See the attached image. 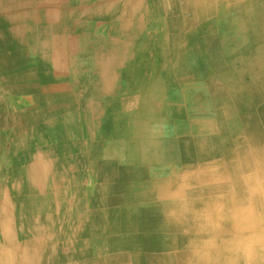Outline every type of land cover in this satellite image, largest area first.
<instances>
[{
	"label": "bare ground",
	"instance_id": "1",
	"mask_svg": "<svg viewBox=\"0 0 264 264\" xmlns=\"http://www.w3.org/2000/svg\"><path fill=\"white\" fill-rule=\"evenodd\" d=\"M73 5L81 12L68 10ZM153 5L147 0H0V85L11 94L9 104L0 97V264H182L183 239L162 203V188L169 182L149 180L146 190L133 199L125 196L122 203L121 189L103 172L111 167L97 160L101 140L94 136L108 127L100 119L101 100L115 93L105 89L124 85L117 62L124 56L128 29L141 26L150 13L146 10H162L170 22L175 15L170 5L189 7L190 19L196 14L201 19L207 3L155 0ZM102 24L110 42L98 43L99 49L91 40ZM65 78L82 92L81 131L70 121L76 105L67 102L77 96L64 91Z\"/></svg>",
	"mask_w": 264,
	"mask_h": 264
},
{
	"label": "crops",
	"instance_id": "2",
	"mask_svg": "<svg viewBox=\"0 0 264 264\" xmlns=\"http://www.w3.org/2000/svg\"><path fill=\"white\" fill-rule=\"evenodd\" d=\"M203 1L207 3V9H202L201 19L196 14L194 20H191L193 12L189 11V7L181 9L170 5L175 13L171 17V28L185 33L182 31L180 44L179 40L175 41L177 44L169 57L159 56L156 52L130 53L131 49L134 50L131 46L135 43L145 45V39L128 36L125 42V74L122 72L125 86L115 85L105 89L115 93L110 98L116 101L117 106L111 107L112 119H117L121 113L122 129L113 130V133L120 134L121 143L104 146L111 153L106 152L107 156L112 157L105 161L111 168L103 172L112 177L116 189H121L117 194L123 199L122 203L125 196L133 199L138 192L146 190L149 180L169 182V173L178 166L209 156L228 157L241 149L264 152V0H251V3L250 0ZM73 6L68 10L81 12L79 6ZM183 21H186L187 27L181 24ZM179 25H185V29ZM199 28L205 29L200 35ZM133 30L128 29V35ZM95 37L97 35L91 40L93 44L97 43ZM191 56L193 59H190ZM63 81L64 91H67L71 79ZM96 81L97 78L90 79L91 83L97 84ZM130 145L134 147L132 156ZM101 146L103 144L100 143L99 148ZM161 155L173 158V163H160ZM125 172L128 174L127 182ZM143 185L146 187L142 188Z\"/></svg>",
	"mask_w": 264,
	"mask_h": 264
},
{
	"label": "clouds",
	"instance_id": "3",
	"mask_svg": "<svg viewBox=\"0 0 264 264\" xmlns=\"http://www.w3.org/2000/svg\"><path fill=\"white\" fill-rule=\"evenodd\" d=\"M169 176L162 203L182 264H264V152L201 158Z\"/></svg>",
	"mask_w": 264,
	"mask_h": 264
},
{
	"label": "rangeland",
	"instance_id": "4",
	"mask_svg": "<svg viewBox=\"0 0 264 264\" xmlns=\"http://www.w3.org/2000/svg\"><path fill=\"white\" fill-rule=\"evenodd\" d=\"M147 2L151 5V7H154L153 4H154L155 0H147ZM167 8L170 9V6ZM162 12H160L158 9H156V12L150 11L149 15L145 16L146 18L140 17V19L142 18L141 26L140 27L138 26L137 29L133 30L135 32L134 35H132V33H131V35H129V36H134L133 38L145 39V45H143V44L141 45L139 43L138 46L135 44L136 47H135V45L131 46V48L133 47L135 49H134V51H133V49H131L130 53L141 52V53L148 54V53L156 52L157 54H162L161 55L162 57H164V56L169 57L168 54H170V52L175 48L177 42H178V44H180V42H181L180 40L183 38L182 37V31L183 30H179V32H178V31H176L175 27H174V29H172L171 28V21L170 22L167 21L166 15L163 14ZM181 24H186V21L181 22ZM179 26H183V28L185 27V25H179ZM186 27H187V25H186ZM107 28L108 27L107 26L105 27L104 24H102L101 26H99L97 28L96 33L94 34V35H97V37H95L97 40V44L110 42V41H108V40H110V34L108 33ZM202 30H204V29L199 28L198 33L201 34L203 32ZM146 32H147V34H146ZM176 38H179V39H176ZM96 40H95V42H96ZM176 40H179V41H177L175 43ZM101 44H98L99 49L102 48ZM149 44H151V45H149ZM93 45H95V44L92 43V46ZM178 47H180V45H178ZM123 54H124V56H123L124 59L122 58L117 63H118V65L122 66L123 72L125 74V52H123ZM123 78H124L123 84L125 86V77H123ZM68 88H69L67 90L68 92H72L73 94H76V96H77V99L75 98L73 101L67 102L68 105L69 104L76 105L77 115L74 116L72 118V120H70V121L72 122V126L75 127L76 130L81 131L82 129H84V126H83L82 120H81V116H80V112H82V109H83V105L80 101V96H81L82 92H80L76 87H73L72 85L69 86ZM0 90H1L0 97L2 98L1 101H4L7 104H9L11 94L9 92H7L3 88L2 85H0ZM2 93H5V94H2ZM119 100L122 101V99H119ZM101 101L104 102V103L102 102L104 104V107H103L100 119H103V121L106 122V124L108 126L107 127L108 131L107 132L103 131L101 133L99 131H97L94 136H97L101 140V144H103V146H108V145L114 146L115 144L117 145V144L121 143L120 134L117 132H115L116 134L113 133V130H118L121 127V113H119V117H117V119H112L113 114L111 111V107L116 106V104H115L116 101L114 100V102H113L112 99L109 101L103 100V98ZM1 104H3V103H1ZM3 107L5 108V110H3V111L9 110V109H6V107L4 105H3ZM58 124H64V123L58 122ZM117 127H118V129H117ZM131 128H132V125H131ZM90 134H92V130L90 131ZM104 143L105 144L107 143V144L105 145ZM99 149L100 150L98 152V159L97 160L101 165H103L104 168L108 167V164H106L105 161L111 160L112 156L111 155L107 156L106 152H108V150H105L104 147L101 146ZM100 152H101V154H100ZM108 153L111 154L110 151ZM3 158L5 159V161H7L6 156H4ZM85 168H84V170H85ZM86 170H87V168H86Z\"/></svg>",
	"mask_w": 264,
	"mask_h": 264
}]
</instances>
